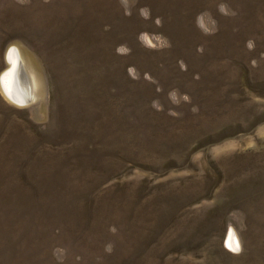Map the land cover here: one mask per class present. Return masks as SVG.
I'll return each mask as SVG.
<instances>
[{
	"label": "rangeland",
	"instance_id": "1",
	"mask_svg": "<svg viewBox=\"0 0 264 264\" xmlns=\"http://www.w3.org/2000/svg\"><path fill=\"white\" fill-rule=\"evenodd\" d=\"M0 264H264V0H0Z\"/></svg>",
	"mask_w": 264,
	"mask_h": 264
},
{
	"label": "bare ground",
	"instance_id": "2",
	"mask_svg": "<svg viewBox=\"0 0 264 264\" xmlns=\"http://www.w3.org/2000/svg\"><path fill=\"white\" fill-rule=\"evenodd\" d=\"M13 55L11 52V62L8 61L10 66L5 72H3V87L6 88L15 102L19 104H25L31 100L32 91L28 78L26 79V81H24L21 74H19V70H17L19 62L17 58L13 57ZM228 244H231L230 246L232 249H236L238 247L236 235L232 234L229 237Z\"/></svg>",
	"mask_w": 264,
	"mask_h": 264
},
{
	"label": "water",
	"instance_id": "3",
	"mask_svg": "<svg viewBox=\"0 0 264 264\" xmlns=\"http://www.w3.org/2000/svg\"><path fill=\"white\" fill-rule=\"evenodd\" d=\"M18 70H19V74H21L23 80L26 81L27 77H26V75L23 74L21 68H19Z\"/></svg>",
	"mask_w": 264,
	"mask_h": 264
}]
</instances>
